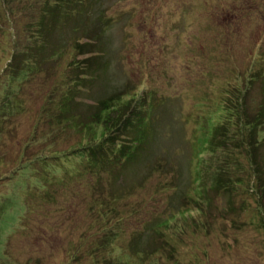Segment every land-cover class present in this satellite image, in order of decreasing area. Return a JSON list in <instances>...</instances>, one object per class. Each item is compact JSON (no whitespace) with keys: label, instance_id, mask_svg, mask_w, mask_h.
I'll list each match as a JSON object with an SVG mask.
<instances>
[{"label":"rangeland","instance_id":"374dc122","mask_svg":"<svg viewBox=\"0 0 264 264\" xmlns=\"http://www.w3.org/2000/svg\"><path fill=\"white\" fill-rule=\"evenodd\" d=\"M94 1L87 10L80 7L76 18L89 17L79 15V20L100 38L98 49L74 57L71 43L87 42L71 28L75 17L71 25L57 19L47 26L39 24L35 11L39 29L24 28V9L32 1L5 0V8L0 0V264H104L111 245H123L114 242L122 232L126 245L140 233L139 244L150 251L145 260L158 256L159 264H264V227L259 219L252 222L251 212L259 194H252L250 178L238 194L231 188L223 196L214 182L223 167L232 180H237V162L242 170L250 168L248 154L237 158V145L229 142L226 125L230 117L237 123V112L224 103L227 93L237 100V71L248 68L250 52L264 55V0ZM98 18L107 26H98ZM16 50L31 51V64L21 60L24 54L6 63ZM258 54L253 53V61L260 60ZM91 57L92 69L85 60ZM28 65L33 71L19 78L16 69ZM75 65L81 83L70 93L75 112L89 116L100 99L118 92L130 93L148 106L145 111L151 109L146 115L151 157L136 156L120 166L105 162L103 169H90L82 178L74 174L73 166L84 160L76 154L80 161L70 166L65 157L82 145L81 138L51 126L45 104ZM258 74L246 93V120L264 114V67ZM145 111L133 114L138 118ZM131 119L118 136L121 144L137 138L133 133L140 125ZM262 123L250 145L264 175ZM219 137L225 142L213 146ZM159 159L175 163L176 170H152ZM48 176L52 183L64 179L67 186L51 198L40 197L30 213L27 200L37 188L35 179ZM112 176L114 188L125 187L127 195L114 198L109 186L96 190ZM181 177L183 188L177 183ZM144 178L135 189V181ZM174 184L180 191L170 188ZM188 191L200 203L183 198ZM258 203L264 208V198ZM100 204L104 219L97 215ZM166 217L172 224L159 228L158 236L152 227ZM157 245L164 249L150 250Z\"/></svg>","mask_w":264,"mask_h":264},{"label":"trees","instance_id":"16d2710c","mask_svg":"<svg viewBox=\"0 0 264 264\" xmlns=\"http://www.w3.org/2000/svg\"><path fill=\"white\" fill-rule=\"evenodd\" d=\"M31 1L32 2L29 4L30 7L24 9V11H26L28 14L26 16V21L24 22V28L26 26L29 29L31 28L39 29V27H37L36 24V22L38 21L37 18L35 17V11L41 16L40 19L41 21H39L41 23L39 24L45 25L44 23L47 22V26H48V24L55 23L57 19H61V21L62 22L64 21L66 25H71V20L74 17L76 18L77 15L76 12L80 11L81 9L84 10L89 9V4H90L89 0H31ZM1 3L3 7L6 8L7 3L5 2V0H1ZM97 3H98L97 0H95L94 5H96ZM80 7L82 8L80 9ZM87 12L88 11H85V14ZM79 15L83 20L86 19L87 21L89 19V17L86 15L84 16V14L83 15L78 14V19L76 18L71 28L73 29L74 33L80 35L83 39H86L87 42L81 43L80 40H77L74 43H71L70 51L74 57L76 56L74 54H77L79 56H87L88 54H91L93 47H96L98 49L97 44H99L100 41V38H98L96 35L88 33L87 32L88 30H84L83 27L84 24L82 20H79L80 18ZM96 22L98 26H101L102 28L107 26L103 24L102 18H98ZM90 39H92L94 42L92 43ZM252 52L253 51H251L250 54L247 56L248 61L251 62L248 65V68L243 69L242 71H237V79L235 78L237 80V82H235L237 83V100H235L231 96V94L227 93L228 96L227 98H229V100L228 99L225 100L224 103L226 109H228L230 112L231 111L233 112V110L234 112H237V123H234L233 119L230 117L226 125V128H228L230 131L229 133L230 135H228L229 142L237 145V158L243 154H248V161L250 164V168L247 171L242 170V168L239 167L241 163L237 162V180H232L230 178V175H228L229 172L226 171L228 170V168L223 167L217 170L220 171L221 173L219 174V176H216L214 178V182L216 184L215 190L218 192L220 196H223L225 193L229 192L231 188H235V189L237 188V194H238V188H243V186L245 185V181L250 178L248 183L252 187V194L253 193L259 194L254 199L255 209L251 210L253 215L252 222L255 224V221L259 219L261 225H263L264 227V208L258 203L261 199L264 198V175L259 173L260 171V167H258L259 160L257 159L255 153L253 154L251 153L254 147L250 145L251 140L253 142L255 133L257 132L256 129L262 126L263 124L262 121L264 119V114L261 117V119L259 117H255L252 120H246L244 118V107H245L244 102L246 98V93L250 88V84L254 83L255 79H257L259 75L258 71L262 67H264V64H262V62L264 63L263 60L264 55L260 53L258 54V52H256L255 50V52L253 53H257L261 57L260 60L253 61ZM23 54L26 55V57H22L21 59L23 60L24 58V63L30 62V60L34 57L31 51L25 50L24 52H22L16 50L15 53L13 52L12 55L5 62L7 63L9 61L10 63H14L16 60H19V56ZM97 56L98 55H96V57ZM91 59L92 57L90 59H85V60L86 62L89 61L90 63ZM94 59L96 58L94 57ZM90 65L91 63L88 65V68L92 69ZM5 68H8V65ZM29 68L30 71L32 72L33 71L32 65H28V68L19 66L18 69H16V72L19 73V78L21 76L22 78L23 77L26 78L27 75L29 74ZM78 69L79 67L76 65L70 66V70H72V73L69 80L66 83L56 84L55 88H52L50 98L47 99V102L45 104V112L49 113L48 119L51 126L54 125L57 126L60 133L61 131H64L66 134L67 131H71L74 132L76 136H79L81 138L82 145H80L79 148L75 150L72 155L65 157L67 159L65 163L70 164V166L74 164L73 162L80 161L78 160L79 157L84 160L79 165V167H77V165L73 166V169L75 170L74 174H76L77 172L78 176L82 178V176H84V174L90 169L96 168L100 170L103 167V163L105 162L108 164L110 163V165L113 164L114 166H120L122 163L124 162L126 163L128 162L129 159L134 158L136 156L143 155L144 158L149 156L151 157L150 153L152 147L147 146V141L149 139V134L147 132V129L149 125L146 122V115L148 113L151 116V109L145 111V108H147L148 106L139 103L140 100L134 99L135 96H132L130 93L118 92L111 94L108 97H104L100 99L98 103L95 105L96 111L90 113L89 116H84V114L75 112L74 108L71 106L72 98L70 96V93H73L75 87L81 84L79 79L80 76H77V72L75 71ZM248 71L250 73H247ZM57 93H59L60 96H56ZM54 96L57 97L56 100ZM126 97H128V100H125ZM132 102H134L133 105ZM136 108L138 112L135 111ZM143 110L145 111L143 112V115L141 117L136 118L137 114H140L139 112H142ZM133 112H135L134 114L136 116L133 114ZM132 115H133V119L135 120L134 121L135 124L140 125V129L136 130L135 133H133L134 137L137 134V138L132 139L134 142L133 144L132 142L129 145L121 144V142H119L120 137L118 136L123 135L124 131L129 128L130 122L132 121L131 119ZM221 126L219 128H221ZM218 131L219 130H217L216 132ZM54 139L55 138H53V140ZM216 142L223 143L225 142V139H221L219 137L218 140L216 139L213 146L216 144ZM140 144H142V147L139 146ZM76 154L79 156L78 158H76L77 157ZM154 161L155 163L151 165L152 166L151 168H153L152 170L154 169L163 170V169H167V167H170L173 171L176 170V165L173 162L170 163L167 161H162L160 159L159 161L156 160ZM47 166L51 167L52 164H49ZM103 174L105 175L107 174V172H103ZM96 176L98 177L99 174H97ZM37 178L38 179H35L37 188L34 190V192L28 195L27 208L28 210L30 209V213L34 211V207H35L34 202L38 200L40 197L45 198L47 196L51 198L53 196L52 193L58 194V192L62 191L67 186L63 182L64 179H61L56 183H52L54 179H52V177L50 176H48L46 180L45 179L42 180V177H37ZM182 178L184 177H181L177 182L181 188H183ZM115 180L116 179H114L112 176L110 181L106 183H104L103 181L99 182V184H97L96 190L98 191L105 186H109L110 189L112 190L114 198H116V195H119V197L127 195L125 194L126 192L125 187H123L124 189H122V187L116 189L114 188L115 185L113 184V181ZM145 180L146 178L142 179V181L140 182L135 181L134 184L135 189H139ZM211 186L212 184L208 187L211 188ZM255 187H257L256 191L253 189ZM170 188L177 192L180 191L177 189L178 185L176 184H174ZM163 190L168 191V188H165ZM204 194L205 191L203 192V195ZM182 197L187 199L188 201L191 200V203L193 202H195L196 204L200 203V202L192 201V199H190L189 191L188 193H182ZM94 203H96L95 200ZM256 203L258 204L256 205ZM247 209L248 208H246L245 211H247ZM97 215L101 219H104L107 216V214L103 210V207H102V211H98ZM170 219H171L170 217H166L164 221H161L160 223L156 224V226L154 225L152 227L153 233L158 235L159 228L162 229L166 225L172 224L170 222ZM25 229L26 226L23 228V230ZM124 234L125 232H122L119 235L118 234L114 235V236H118L114 239V242L123 245L121 246L117 244L111 245L110 257H108L104 261V264H126L124 261H132L133 264H159L157 259L158 256L156 257V259H153L151 257L145 260L149 256L147 254L150 251L144 248L145 247L144 243H142V245L139 244L143 241L141 239L140 233H138V235L136 236L137 240H135V243L134 244L130 243L129 245H126L127 241H126V236L124 237ZM7 238L8 236L6 237L5 243L9 242ZM120 239H124V241L119 242ZM158 245L151 246L150 250L157 251V249L159 248ZM147 246L149 247V245ZM152 247H156V248L152 249ZM161 247L162 248L159 249H164V246ZM2 248H4V246H2ZM162 253L163 252L161 251L160 255H162ZM125 255H131L132 257L128 258L127 260L126 259L124 260V258L127 257Z\"/></svg>","mask_w":264,"mask_h":264}]
</instances>
